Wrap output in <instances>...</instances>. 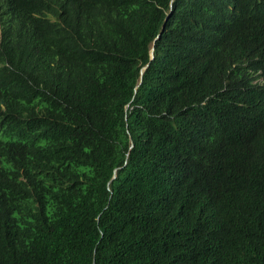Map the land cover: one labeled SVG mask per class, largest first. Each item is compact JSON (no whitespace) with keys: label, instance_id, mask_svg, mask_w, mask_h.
Wrapping results in <instances>:
<instances>
[{"label":"trees","instance_id":"trees-1","mask_svg":"<svg viewBox=\"0 0 264 264\" xmlns=\"http://www.w3.org/2000/svg\"><path fill=\"white\" fill-rule=\"evenodd\" d=\"M10 1L0 264H264V0Z\"/></svg>","mask_w":264,"mask_h":264},{"label":"clouds","instance_id":"clouds-1","mask_svg":"<svg viewBox=\"0 0 264 264\" xmlns=\"http://www.w3.org/2000/svg\"><path fill=\"white\" fill-rule=\"evenodd\" d=\"M45 1V0H44ZM0 13H5L4 20L0 21V35L4 26L15 27L16 24L20 22V17L17 15V12L14 10V6L10 0H0ZM159 35H157L158 37ZM144 66V65H143ZM142 66V67H143ZM141 69V68H140ZM145 69V68H144ZM143 69V70H144ZM143 72V71H142ZM141 74V73H140ZM257 81H262V78L259 77ZM114 176V175H113Z\"/></svg>","mask_w":264,"mask_h":264},{"label":"water","instance_id":"water-1","mask_svg":"<svg viewBox=\"0 0 264 264\" xmlns=\"http://www.w3.org/2000/svg\"><path fill=\"white\" fill-rule=\"evenodd\" d=\"M159 35V34H158ZM153 57V46H151L149 50V58ZM147 66V63L140 69V73H142L143 69Z\"/></svg>","mask_w":264,"mask_h":264},{"label":"rangeland","instance_id":"rangeland-1","mask_svg":"<svg viewBox=\"0 0 264 264\" xmlns=\"http://www.w3.org/2000/svg\"><path fill=\"white\" fill-rule=\"evenodd\" d=\"M142 68V67H141Z\"/></svg>","mask_w":264,"mask_h":264}]
</instances>
